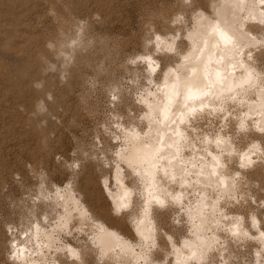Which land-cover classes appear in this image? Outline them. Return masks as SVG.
Wrapping results in <instances>:
<instances>
[{"label":"bare ground","instance_id":"6f19581e","mask_svg":"<svg viewBox=\"0 0 264 264\" xmlns=\"http://www.w3.org/2000/svg\"><path fill=\"white\" fill-rule=\"evenodd\" d=\"M200 1L194 0L195 3ZM208 1L215 5L214 10H205L200 5H193L188 9V5L182 7L184 2L178 1L180 3L175 14H171V17L169 15L168 19L167 13H164L160 18V21L163 19L162 22H164L159 21L164 25H161L164 31L154 35L147 30L146 34L151 33V37L147 35V38H143L144 40L140 42L143 50L134 52L135 55L131 51L133 56L127 55L131 61H136L138 57L140 59L137 63L142 65L141 70L138 67L127 68L130 69L131 74L134 73L136 79L138 78L137 80L134 78L135 81H139L140 76V81L145 80L142 81L143 84L139 83L142 87L146 80L151 81L153 78L154 67L158 62H163L165 66L164 68L160 66L162 70L159 71L161 73H158L159 76L154 75L157 77L155 89L148 87L144 91L142 88L143 91L139 96L141 111L138 110V114L135 108L129 106L125 107L127 112L125 110L124 113V109L120 112L123 106L117 112L118 117L127 118L128 128L124 126L125 130L120 136L118 135L119 143L116 140L118 148L115 152H111L115 153V156L113 161L112 157H109L111 159L108 168L110 173L105 166L98 163L99 170L101 166L105 176L103 175L101 181L95 184L108 207H101L96 213L92 212L83 200L78 187L72 184L65 189L66 191L62 188L63 192L59 193L50 188L49 196L46 194L40 197L42 203L47 202V212H43L45 216L58 213L61 217L59 222L55 223V231L69 229L72 220L77 218L81 228L82 223L83 225L87 222L91 223L90 239L83 237L85 234L82 233L84 234L82 237L86 238L85 241L77 240V243L67 250L65 248L63 251H58L57 249L55 257L52 254L54 251L51 253L48 247L56 246L54 245L57 240L56 235L53 234V229L51 231L48 227H44L52 219L48 216L49 219L46 218V221H50L44 223L41 214L35 217L33 212L38 209L32 205L29 213L30 216L33 215L34 220L21 231L25 235L18 237V242L15 241L17 243L14 242V246H11L13 252H17L13 261L10 258L12 264L32 262L48 264V252L59 264H136V260H141L140 263L143 261L144 264H216V262L225 264L226 261L234 264L233 258L240 257H237L240 255L237 250L243 249L244 246L248 248L251 244L252 247L249 246V248L251 252L253 249V253L250 254L248 250L246 252L252 255V259L247 258L248 263L241 257L244 260L241 259V263L236 259L237 264H243V262L264 264V219H261L257 210L255 211L250 204L251 201L248 198L250 195L247 193L251 188L249 190L245 189L247 186L244 188L246 185H244V179L248 178L242 179L246 174L244 168L237 167L238 164L247 166L251 162L255 166L257 158L261 161L263 158L264 161V143L258 137L259 141L253 137L257 142L253 144L250 142L252 145L248 146L249 148H240L243 142L237 148L236 132L229 134L231 132L229 128L234 129L235 125L241 129V132H252L255 128L264 129V67L257 64V57L264 60V47H259L256 52L255 33L248 24V20L259 19L260 12L264 11L260 5L263 0ZM13 2L0 0V59L18 64V60L21 59V49L13 46L9 35L22 39L23 34H18L16 27H8L6 22V14H8L6 12ZM64 27H60V31H57V41L49 43L47 56L40 59V74L43 77L54 74L53 76L58 78V75H62L64 71H69L73 76L72 73L77 72L87 63L88 57H80V53L86 55L88 48H94L93 50L96 48L93 45H91L93 48H90L89 41L84 42L76 35H72L69 32L71 25ZM262 36L264 37V32ZM83 48L85 50H82ZM77 51L79 57H74ZM149 66L150 69H148ZM67 76L63 75V79ZM137 84H135L136 88L139 86ZM113 86V90L117 89L122 97L123 92L118 85L113 84ZM122 98L119 99L122 101ZM121 101L118 102L127 105L125 100ZM218 120H225V124L218 130L215 128L216 132L209 133L203 129L206 124L207 128H212L219 123ZM109 130L112 131V129ZM106 131L103 129V132L106 133ZM113 133L115 134L114 131ZM244 143L247 144V142ZM100 161L103 160L100 159ZM106 162L108 165L109 162ZM102 164L105 163L102 162ZM261 172L264 173V171ZM247 173L251 174L248 171ZM253 174L255 173H252V177L258 175L257 172ZM249 181L250 178L246 181L248 187L251 183ZM259 183L258 181L257 184ZM43 189L40 190L43 191ZM256 189L253 190L256 191ZM253 192L250 194L255 193ZM261 192L264 191H258V193ZM105 193L109 194L111 201ZM255 195L256 193L254 197L251 195L253 200L257 196ZM239 197L242 199L239 200ZM257 201L259 202L256 197L254 203ZM232 206L238 207L233 211ZM119 212L121 216L118 218ZM185 215L190 217L192 226H185L189 232L181 233V237L176 240L179 235L175 238L176 231L172 232L169 229L171 228L168 226L169 218L170 223L171 220L174 223L175 219L171 217L181 219ZM210 215L213 217L214 226H211L207 219L208 216L211 217ZM182 218L187 221L186 217ZM180 219L176 221L181 223L182 219ZM124 222L130 225L127 230L121 227ZM226 226H229L228 229L225 228ZM210 227L212 230L209 232ZM174 230L178 231L177 228ZM34 241L39 245H49L46 251L45 247H41L43 252L38 257L36 254L33 257L24 250L25 248L34 249L31 248ZM240 251L245 252V250ZM21 255L26 259L23 260ZM219 256L223 259H219ZM10 260L7 258V262Z\"/></svg>","mask_w":264,"mask_h":264},{"label":"rangeland","instance_id":"374dc122","mask_svg":"<svg viewBox=\"0 0 264 264\" xmlns=\"http://www.w3.org/2000/svg\"><path fill=\"white\" fill-rule=\"evenodd\" d=\"M23 1L14 0L13 2L12 0L13 5L9 7L6 12L8 13L6 14L8 27H16V32L18 34H23L22 39H20V37L17 38L15 35H9L11 41H13V46L21 49V59L18 60V64H14L12 61H2L0 59V264H9V262L12 264L14 255H17V252H13L11 246H14V244L18 242V237L25 235L24 233H21V231L26 229L31 221L34 220L32 219L33 215L30 216L29 213V209L32 205H35L38 209L33 212L36 215L35 217L41 214V219L44 223L50 221H46V218L49 215L45 216L43 213L45 211L47 212V202L44 201L42 203L40 198L46 194H51L48 189L51 188L54 192L59 193L61 191L63 192V190L66 191L65 189L69 188V186L75 185L80 190L83 200L92 212L96 213L97 211H100L101 207H108L107 202L102 197L101 192L98 191L97 187H95V184L98 183V181H101L102 177L105 176V172L102 173L104 169L102 170L101 166L100 170L102 171L99 170V164L105 166L107 171H109L108 168L111 163L110 160L112 159L113 161V156H115V153L112 154L111 152H115L117 150L118 146L116 143H119V136L129 124L127 118H123V116L122 118L118 117L117 112L121 106H123L120 109V112L124 109L123 111L125 113V110L127 112V108L125 107L129 106L130 108H135L134 110H136L135 112L138 114L139 111H141V104L139 101V96L141 95L140 92H142L143 89L146 91L148 87L153 89L156 88L155 85L157 84L155 82V78L157 77L155 76H159L158 73L162 70L160 66L163 68L165 66L163 62H158L153 71L154 74L152 79L154 80L151 79L152 82L150 80H146L144 84L145 86L143 85L142 87L140 84H143L142 81L145 80L140 81V76L139 81H135L136 77L134 73L132 72L131 74V71H129L131 67L132 69L133 67L134 69L138 67L139 70H141L140 66L142 67V65L137 63L140 59L138 57L139 60L136 59V61H131L128 56L135 55L134 52H141L143 48L141 47L142 45L140 42L147 37H151V33L157 35L164 31V25L161 24L164 22H162L163 19L160 21V18L164 13H167L166 15H168V19L171 17V14H175V10L179 7L178 3H180L178 1L184 2L182 7L188 5V9H190L193 5H200L203 6L205 10L211 11L214 10L215 6L208 0H201L199 3H195L194 0ZM16 2H19V4H16ZM260 5L264 10V0L260 2ZM65 24H69V26L71 25L69 32L72 35H76L78 39H82L84 42L88 43L89 41L90 48L92 47L91 45L96 48L95 50H93V47V49L88 48V53L85 52L86 55L80 53V57H88L87 63L80 67L77 72L72 73L73 76L69 71H64L62 75H58L59 79L57 77L55 78L53 76L54 74H51L52 76L43 77V75L40 74V59L47 56L49 43H55L57 41L60 27L67 26ZM248 24L255 33L254 38L256 39L255 43L257 45V52L259 47H264V37L262 36V33L264 32V11L260 12L259 19L248 20ZM147 30L151 32L150 35H148V33L146 34ZM139 47L141 49H138ZM82 50H85V48ZM253 50L255 52L254 48ZM131 51L133 52V55ZM126 56L130 61L126 58ZM74 57H79L78 51L74 53ZM257 64L260 67H264V60L257 57ZM57 65L59 64L57 63ZM122 66L126 67L125 69H128L129 72L127 70L125 71ZM3 67L7 70L5 71ZM127 67H130V69ZM150 68L151 67L149 66L148 69ZM67 72H69L70 75ZM63 75L64 77L65 75L67 76L66 79H63ZM113 84L118 85V88L122 90L123 93L121 94L124 99L120 97L117 89L113 90ZM135 84L139 86L136 88ZM123 90H125V92ZM119 98H122V101ZM123 100H125L127 105L125 103L122 104L118 102H124ZM136 102L137 104H135ZM136 106L139 109H137ZM125 119L127 121H125ZM218 122L219 125L216 124L217 127L214 124L215 126H212V128H207L208 125L206 124L203 129L209 133L211 131L214 132L215 128L218 130V128H222V125L225 124V120H218ZM237 128V125H235L234 129L229 128L231 131L229 134H232L233 131L236 132L235 134L237 136L235 139L237 140H234L235 144H238L237 148L242 142H247V144L244 143L243 145L242 143L240 148H247L257 142L254 140L257 137L260 141H262V143H264V129H257L254 127L255 129L252 128V132H241V129ZM103 129L107 130L106 133L103 132ZM109 129H112V131ZM110 131L112 133L114 131L115 134L113 133L112 135ZM257 132L259 135H257ZM246 136L249 139H247ZM103 137H106L104 138L106 140H104ZM239 138L241 139L238 143ZM243 139H246V141H243ZM109 142L112 143L110 144ZM250 142L252 144H250ZM106 149H108L107 151L110 156H108ZM104 151L106 152V155ZM97 155H99V157ZM102 156L103 158H101ZM106 156L108 158H106ZM109 157L112 158L110 159ZM99 158L103 160L102 162L105 164H102ZM98 160L101 163L98 162ZM257 160V165L255 164L256 167L259 165L264 166L263 158L262 161L258 158ZM106 161L109 162L108 165H106ZM260 162L262 163L260 164ZM251 163L247 165L248 167L250 166L249 168L251 169L247 166H241L240 164H238L237 167L244 168L242 169L244 170V173L246 172V174H244L242 179L244 177L248 178L244 179L245 181L243 180L244 185L246 184L244 188L246 186L247 187L245 189L249 190L251 188V190L256 193L257 196H255L257 197V200H259V202H256L258 205L254 203V201H256V197L254 198L255 200H253L252 196L255 193L253 192L254 194H250L252 191L250 190V192L247 190V194L250 195L248 197L249 201H251L250 204L255 208V211L257 210L261 219H264V202L262 203V199L264 200V198H262L264 197V192L258 193V191H264V173L261 172L264 171V169L261 170V168L264 167L260 168L259 166L257 169L253 166V163ZM247 171L251 172V174L247 173ZM256 172L258 175L259 173L261 174L259 176L257 175L258 177H252V173L256 174ZM108 173H110V171ZM247 174L248 176H251L248 177ZM249 178V183H251L248 187V183H246V181L249 180ZM254 178L256 180L258 179L260 183L257 184L258 181H255ZM253 181L256 182V186H261H253L255 185ZM65 184L67 186H65ZM252 186L254 188H252ZM255 188H257L256 191L253 190ZM40 189H43V191ZM106 196L109 197V194H106ZM140 198L142 199V197ZM109 199L111 201L110 197ZM240 199L242 198L239 197V200ZM37 203L39 204V207ZM234 207L232 206V209L229 207V210L231 209L234 211L238 206ZM261 210L262 212H260ZM162 211L164 213L163 208ZM162 211L160 210V213H162ZM57 214L51 215L52 217L49 216V218L53 221L51 220L49 224L46 223L44 227H48L49 229H47L51 231L53 229L52 232H54L53 234L56 235L57 239L54 245L56 244L59 248L55 246L56 249H54L55 247H50L49 245V247L44 244L39 245L36 241H34L33 247L31 246V248L34 249H24L26 252L28 251V254L32 256L36 254L38 257V255H41L40 253L43 252V248L41 249V247H45V251L48 247L51 253L54 251L52 254L56 257L55 253L63 251L65 248L66 250L71 248L70 246L77 243V240L78 242L85 241L86 238H89V236L91 237L89 234V230H91V223L88 224L87 222L84 223V225L82 223L81 228L77 218L72 220L70 227H68L69 229H57L56 231L58 232H56L54 230L56 229L55 223L59 222L61 218L59 217V214ZM220 215L222 216V213ZM120 216L121 213L119 212L118 218ZM182 217H186L187 221H185ZM182 217V220L180 218H176L175 216L171 217L172 219H175L174 223L172 222L173 220H171L170 223L169 218L168 226H171L169 229L172 232L176 231L174 232L175 238L179 235L176 240L181 237V233L183 234L184 232H189L185 226H192L190 217L186 215ZM211 217L209 218L208 216L207 219H209L208 221L210 225L214 226V222L212 221L213 217ZM43 218H45V220ZM178 219L181 220V223L176 221ZM185 222L190 223L191 225L186 224ZM174 224L178 226H174ZM182 224L185 225L183 226ZM49 225H51V227ZM129 226L130 225L126 222L121 225L124 230H127ZM228 227L229 226H226L225 228L228 229ZM176 228L178 231L174 230ZM210 230H212L211 227L209 232ZM130 235L132 236L131 232ZM82 236L86 238H83ZM249 246L252 247V244ZM249 246L248 248L247 246H244L242 247L243 249L237 250V253L240 254L237 255V257H240L239 259L236 257L233 258V262L235 261L234 264L238 263L236 262V259L241 261V263V259L243 258L246 260L244 262H247L249 258V260L252 259V255H249V253L252 254L253 249L251 252V248H249ZM240 250H245V252L243 251L241 253ZM247 250L249 253L246 252ZM35 251L38 252V254ZM50 252H48L47 255L48 264H59V262L54 259V256H51ZM241 254H243V256H241ZM7 258L9 260L11 258L12 261L10 260L7 262ZM25 259L23 257V260ZM219 259H223V257L219 256ZM51 260L52 262H50ZM140 261L141 260H136L135 263H145L143 261L140 263ZM244 262L243 264H245ZM36 263L38 264V262ZM36 263L32 262L30 264ZM216 264L224 263L216 262ZM225 264H229V262L227 263L226 261ZM230 264H232V262Z\"/></svg>","mask_w":264,"mask_h":264}]
</instances>
